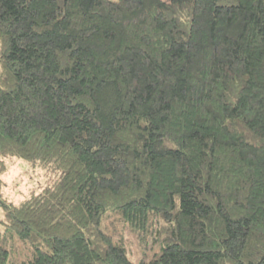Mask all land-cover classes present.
Listing matches in <instances>:
<instances>
[{
    "label": "trees",
    "instance_id": "1",
    "mask_svg": "<svg viewBox=\"0 0 264 264\" xmlns=\"http://www.w3.org/2000/svg\"><path fill=\"white\" fill-rule=\"evenodd\" d=\"M8 158L55 179L14 202ZM0 225L16 264H264V0H0Z\"/></svg>",
    "mask_w": 264,
    "mask_h": 264
},
{
    "label": "rangeland",
    "instance_id": "2",
    "mask_svg": "<svg viewBox=\"0 0 264 264\" xmlns=\"http://www.w3.org/2000/svg\"><path fill=\"white\" fill-rule=\"evenodd\" d=\"M6 162L9 169L3 177L6 182L4 194L14 202L27 198L32 191L41 190L47 183H51L55 179L53 174L47 173L44 168L35 167L29 161L19 158H8ZM5 234V228L0 225V240H2L0 242L11 253L9 264L29 263L33 255L32 247L30 245L25 246L16 239L14 241L5 240ZM128 237L130 239L128 244L136 261L140 254L143 253V250L137 246L135 235H129Z\"/></svg>",
    "mask_w": 264,
    "mask_h": 264
}]
</instances>
